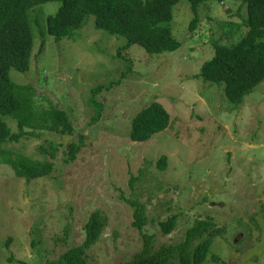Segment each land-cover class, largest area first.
<instances>
[{
    "label": "rangeland",
    "instance_id": "rangeland-1",
    "mask_svg": "<svg viewBox=\"0 0 264 264\" xmlns=\"http://www.w3.org/2000/svg\"><path fill=\"white\" fill-rule=\"evenodd\" d=\"M61 4L44 2L29 11L35 40L30 69L13 68L10 77L34 87L39 110L65 109L75 130L38 131L4 145L40 160L51 158L41 146L54 151L53 144L57 152L53 173L31 181L0 163V264L58 258L85 240L84 227L95 210L108 216V225L88 252L89 264L131 260L144 241L126 198L146 204L144 230L155 235L156 247L183 241L198 219L211 217L225 230L202 264H264V80L235 106L224 82L199 76L216 43L232 44L247 31L245 0L203 1L195 30L192 3L181 0L169 25L182 45L155 55L139 44L120 55L126 37L97 28L93 14L72 36L56 40L48 17ZM100 84L110 88L97 95L103 115L93 122L91 90ZM154 101L169 111L170 126L147 141H133V119ZM0 117L18 131L15 119ZM81 135L76 160L66 162L68 144ZM175 213L177 228L163 234L159 221ZM201 240L192 243V251Z\"/></svg>",
    "mask_w": 264,
    "mask_h": 264
},
{
    "label": "trees",
    "instance_id": "trees-1",
    "mask_svg": "<svg viewBox=\"0 0 264 264\" xmlns=\"http://www.w3.org/2000/svg\"><path fill=\"white\" fill-rule=\"evenodd\" d=\"M52 1L62 3L59 10L48 17V32L56 40L72 36L73 31L85 23L87 16L93 14L97 28L126 37V43L119 48L120 55L122 50L133 44L143 46L151 55L172 52L182 45L169 25L173 7L181 0H0V114L11 116L18 126V131L14 132L0 117V163L10 164L17 176L28 181L53 173L57 147L52 144L54 151H50L41 146V150L51 158L40 160L8 151L4 145L27 135H36L38 131L73 134L75 130L65 109L52 106L39 110L34 100V87L19 84L10 77L13 68L20 72L30 69L35 40L29 11L36 5ZM189 1L195 15L190 28L195 30L201 20L199 5L205 0ZM245 3L247 31L232 44L216 43L214 57L204 62L199 74L206 81L224 82L226 96L235 106H239L264 80V0H245ZM44 48L45 41L40 50ZM105 88L110 86L100 84L91 90L90 101L97 107L93 122L99 121L103 115V104L97 100V95ZM170 124L169 111L162 103L154 101L133 119L130 138L138 142L147 141ZM83 143L84 136L81 135L79 141L68 144L66 162L76 160ZM166 161V155L159 160L161 169L165 168ZM126 200L135 209L133 224L141 231L144 244L131 260L122 264H202L214 238L225 230L217 227L211 217L198 219L187 230L183 241L156 247L155 235L144 230L148 224L146 204L137 199ZM178 219L179 215L175 213L159 221L162 233H172L177 228ZM107 225L108 216L101 210L93 211L85 224L86 237L81 244L67 248L56 259H46L38 264H89L88 252L99 241ZM197 239L202 240L192 251V243ZM33 245L36 247L38 241L34 239ZM214 259L220 258L215 255ZM19 262L30 264L23 260Z\"/></svg>",
    "mask_w": 264,
    "mask_h": 264
}]
</instances>
